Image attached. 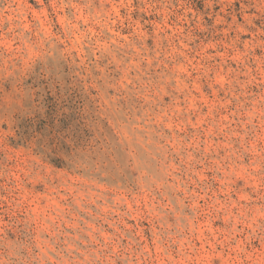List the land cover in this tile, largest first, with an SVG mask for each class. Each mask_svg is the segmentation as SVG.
Here are the masks:
<instances>
[{"label": "rangeland", "instance_id": "rangeland-1", "mask_svg": "<svg viewBox=\"0 0 264 264\" xmlns=\"http://www.w3.org/2000/svg\"><path fill=\"white\" fill-rule=\"evenodd\" d=\"M0 264H264V0H0Z\"/></svg>", "mask_w": 264, "mask_h": 264}]
</instances>
